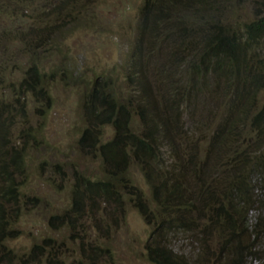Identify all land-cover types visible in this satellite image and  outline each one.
<instances>
[{"label":"trees","instance_id":"obj_1","mask_svg":"<svg viewBox=\"0 0 264 264\" xmlns=\"http://www.w3.org/2000/svg\"><path fill=\"white\" fill-rule=\"evenodd\" d=\"M250 1L252 18L229 24L226 5ZM138 22L125 65L129 92L103 78L83 101L79 150L100 160L102 176L75 174L70 207L49 224L81 240L79 258L70 264H107L109 249L87 244L83 224L93 221L99 229L97 217L102 221L114 212L124 219L127 206L151 228L145 247L150 264H247L264 253L263 245L251 249L264 232L261 200L254 194L264 185V0H143ZM43 83L33 64L18 91L49 102ZM203 98L214 111L188 128L184 118ZM5 100L0 94V264H68L67 252L50 239L20 256L6 247L19 237L11 223L21 216L22 184L15 178L24 172L26 147L7 145L15 107ZM21 134L35 140V132ZM132 167L143 175L150 198L134 185ZM179 232L192 236V257L170 245ZM213 234L217 251L208 243ZM222 250L228 261L216 258Z\"/></svg>","mask_w":264,"mask_h":264},{"label":"rangeland","instance_id":"obj_2","mask_svg":"<svg viewBox=\"0 0 264 264\" xmlns=\"http://www.w3.org/2000/svg\"><path fill=\"white\" fill-rule=\"evenodd\" d=\"M142 1L75 0L62 5L61 0H0V94L15 107V125L8 131L7 145L26 147L24 172L15 178L22 184L18 203L21 216L11 223L19 237L6 242L7 249L16 256L50 239L67 252L68 264L79 258L81 240L70 238L68 229L55 230L49 220L70 207L75 174L92 179L102 176L100 160L79 150L78 140L84 129L83 101L93 83L103 78L111 81L115 89L129 92L125 65L137 36ZM231 5H226L224 14L229 24L242 26L252 18V1ZM33 64L43 74L49 102L18 91L20 80ZM16 97L19 104L15 103ZM202 100L198 109L191 111V117L189 113L185 116L188 128L202 121L208 109L214 111L209 98ZM207 128L203 126L201 134ZM22 132H35V140L21 137ZM110 136L106 129L105 138ZM130 178L150 198L151 192L138 168H131ZM254 194L261 200L264 215V185L255 189ZM126 210L124 219L117 212L102 221L98 216L99 229L93 221L84 220V240L109 249L111 257L105 258L107 264H150L145 247L151 228L136 210L128 206ZM256 215L249 214L250 222H254ZM107 229L109 237L101 239ZM208 241L210 250L215 251L217 237L213 234ZM170 245L175 252L188 257H192L196 247L192 236L181 232L171 238ZM251 245L252 251L253 246H264V232ZM222 252V258L215 252L216 258L228 261L230 254ZM247 264H264V253H258Z\"/></svg>","mask_w":264,"mask_h":264}]
</instances>
